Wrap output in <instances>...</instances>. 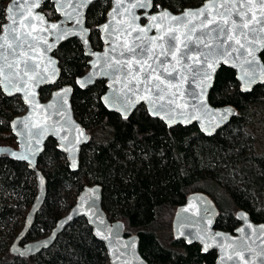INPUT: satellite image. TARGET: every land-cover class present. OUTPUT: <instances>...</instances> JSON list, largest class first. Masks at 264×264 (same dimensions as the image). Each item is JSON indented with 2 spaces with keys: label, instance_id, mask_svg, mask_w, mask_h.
Returning a JSON list of instances; mask_svg holds the SVG:
<instances>
[{
  "label": "water",
  "instance_id": "95a60500",
  "mask_svg": "<svg viewBox=\"0 0 264 264\" xmlns=\"http://www.w3.org/2000/svg\"><path fill=\"white\" fill-rule=\"evenodd\" d=\"M45 1L52 4L56 20H48L41 11ZM95 1L8 0L4 7V20L0 25V93L16 97L23 110L9 121L15 146H0V154L24 162L36 185L35 195L8 251L23 257L35 254L49 247L71 221L82 217L94 238L102 243L108 264H147L138 252L137 235H124L121 221L107 219L100 205V186L96 183L82 186L70 207L44 236L20 242L44 197V177L36 161L46 139H53L56 150L63 155L71 171L78 167L80 148L90 139L89 133L73 116L70 84L51 88L44 98L39 94L40 88L53 86L59 78L58 61L52 53L61 43L77 40L87 60L86 68L74 79V84L84 90L102 80L105 90L99 102L107 111L125 119L141 105L150 117L160 120L166 127L194 124L201 134L211 136L235 113L230 105L212 106L208 102L215 73L221 65L231 69L240 92H249L256 84H264V65L259 57L264 50V30L255 22L242 31L231 29L229 23L226 31L217 36L213 31L215 23L202 24L204 16L186 17L184 25L167 18L157 22L149 19L153 15L160 16L163 11L179 17L187 10L196 11L214 2L222 5L224 0H202L198 5L174 12L161 6L153 8V0L148 9L132 7L137 0H105L108 9L104 20L96 26L101 46L94 50L88 40L85 12ZM118 2L119 11L110 15ZM228 2L243 5L246 0ZM253 3L251 11L246 7L229 9L233 12L231 18L216 14L218 10L224 11L222 7L210 8L212 15L208 16V21L214 17L216 23L225 19L239 23L235 12L244 11L249 16L255 14L256 20L264 23V12L258 0ZM37 17H43V21ZM133 17L138 19L133 22ZM150 23L159 27L153 26L137 39L138 30ZM105 25L111 27L105 30ZM169 27L177 29L175 34L179 37L172 52L167 51L166 34L163 40L150 42L162 32L166 33ZM134 45H138L135 55L128 51ZM141 48L145 52L142 53ZM213 49L205 64V55ZM221 51L225 53L223 56L219 55ZM205 72L210 75L206 77ZM216 216L217 209L206 194L190 192L174 210L170 223L172 238L186 244L196 243L202 252L214 250L213 264H264V223L252 222L239 210L235 212L238 224L229 232L213 227Z\"/></svg>",
  "mask_w": 264,
  "mask_h": 264
},
{
  "label": "trees",
  "instance_id": "16d2710c",
  "mask_svg": "<svg viewBox=\"0 0 264 264\" xmlns=\"http://www.w3.org/2000/svg\"><path fill=\"white\" fill-rule=\"evenodd\" d=\"M7 1L0 0V25ZM201 1L153 0V8L159 5L174 12ZM107 9L105 0L87 8L93 49L100 46L95 25L104 20ZM41 11L48 20L56 17L49 1L42 3ZM52 54L59 78L53 86L40 88L39 94L44 98L51 88L70 84L73 116L90 139L80 148L74 171L53 139L44 142L36 161L44 177V197L21 243L44 236L88 180L100 186V205L107 219L121 221L124 235H137L138 252L147 264H213L214 250L202 252L196 243L166 235L175 208L190 192H202L212 200L216 229L231 232L238 224L235 212L239 210L252 222L264 223V84L240 92L233 71L221 65L208 102L230 105L235 113L214 134L204 136L194 124L166 127L141 105L125 119L107 111L99 102L105 90L102 80L84 90L74 84L87 60L75 39L61 43ZM259 57L264 65V50ZM22 110L16 97L0 93V146H15L8 126ZM35 191L33 174L25 163L0 154V264H108L102 243L82 217L65 226L49 247L27 257L11 254L8 245Z\"/></svg>",
  "mask_w": 264,
  "mask_h": 264
},
{
  "label": "snow or ice",
  "instance_id": "6c2138e0",
  "mask_svg": "<svg viewBox=\"0 0 264 264\" xmlns=\"http://www.w3.org/2000/svg\"><path fill=\"white\" fill-rule=\"evenodd\" d=\"M85 3L88 2V0H84ZM259 2V6L262 9V12H264V0H258ZM38 6V5H37ZM120 3H117V7L116 9L113 10V13H111L110 15H115L119 9H120ZM152 6V0H137V2L135 4H132V7L134 8H142V9H148ZM255 4L253 3V0H246V3L243 5H238V4H229L228 0H224V3L222 5H217L215 2L210 4V5H205L203 8L196 10V11H191V10H187L183 13L182 16L176 17V16H172L170 13H168L167 11H163L160 16H156L153 15L151 17H149V19L152 22H157L160 20H163L165 18L170 19L172 21H175L178 25H184L186 23V17H190V16H195V17H199V16H204L205 20L202 21V24H205L206 22H210V23H215L216 24V28L213 29V31H216L217 36H219L221 33H224L226 31V25H229L230 23V27L231 29L235 30V29H240L241 31L244 28H247L249 23L255 22L258 24H261V29L264 30V23H262L260 20H256L255 14H252L251 16L248 15V12H244V11H236L235 15L236 17L239 19V23H237L235 20L230 21L229 19H225L222 23H216L215 18L213 17V19L211 21H208V16L212 15V13L209 11L210 8H217L219 9L220 7L224 8L223 12H220L219 10L217 11V15H220L222 17H228L231 18L233 12L230 11L229 9H236V8H247L249 11H251L252 7H254ZM156 7H159V5H156ZM9 11H11V9H9ZM11 18V17H10ZM39 20L43 21V17H37ZM71 18V17H70ZM138 19V17H133V22H135V20ZM79 22V20L77 21ZM13 23L16 24L17 21L15 19H13ZM153 26L159 27L158 25H154L153 23H150L149 25H147L145 28H141L138 30L137 33V39L140 38L141 34L145 33L146 31H151V29L153 28ZM51 27L56 28V25H52ZM111 27V25H105L104 28L105 30H108ZM6 31H9V29L6 27ZM11 31H15V29H12ZM177 31V29L175 28H171L169 27V29L167 30L166 33H161L159 36L152 38L151 39V43H155L156 40H163L164 35L166 34L168 37V52H172L175 50L176 48V41L179 39V37L175 34V32ZM30 34V33H29ZM15 38V37H14ZM228 39H233V37L228 36ZM237 43H239V40L236 41ZM138 47V45H134L132 48H129L128 51L132 52L134 55L135 53V48ZM221 48L223 47L222 45L220 46ZM241 47L243 48L244 45H241ZM142 53L145 52L144 48H141L140 50ZM215 50H210L208 54L205 55V64L208 63V56L212 55V53ZM225 53L223 51H221L219 53V55L223 56ZM163 63V62H161ZM210 66V65H209ZM9 67H11L9 65ZM27 68V65H26ZM198 72L200 70H197ZM169 75H171V73H169ZM210 73L205 72V76H209ZM174 78V77H173ZM183 78V77H181Z\"/></svg>",
  "mask_w": 264,
  "mask_h": 264
},
{
  "label": "flooded vegetation",
  "instance_id": "af4514ba",
  "mask_svg": "<svg viewBox=\"0 0 264 264\" xmlns=\"http://www.w3.org/2000/svg\"><path fill=\"white\" fill-rule=\"evenodd\" d=\"M97 1H99V0H97ZM96 2V1H95ZM50 3V2H49ZM93 3V2H92ZM108 6H109V4H108ZM89 7V6H88ZM87 7V8H88ZM86 11H87V9H86ZM105 15V14H104ZM57 19V15H56V17L55 18H53V19H51V20H56ZM101 23V22H100ZM85 26L88 28V30H89V33H88V36H89V34L91 33V30L89 29V27L87 26V23H86V12H85ZM96 26H97V24L95 25V30H96ZM97 31V30H96ZM76 40V39H75ZM77 41V40H76ZM100 42V41H99ZM80 45V44H79ZM100 46H101V43H100ZM100 46H99V48H100ZM99 48H97V49H94V50H98ZM93 49V48H92Z\"/></svg>",
  "mask_w": 264,
  "mask_h": 264
},
{
  "label": "rangeland",
  "instance_id": "374dc122",
  "mask_svg": "<svg viewBox=\"0 0 264 264\" xmlns=\"http://www.w3.org/2000/svg\"><path fill=\"white\" fill-rule=\"evenodd\" d=\"M179 8H177L176 10H178ZM22 112V111H21ZM88 183L90 184V181L88 180ZM167 232H168V230H167ZM171 232V230L168 232V233H166V235H168V234H171L170 233ZM163 240H165V235H163V237H161ZM164 242V241H163ZM164 243H166V242H164Z\"/></svg>",
  "mask_w": 264,
  "mask_h": 264
}]
</instances>
